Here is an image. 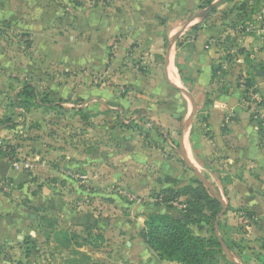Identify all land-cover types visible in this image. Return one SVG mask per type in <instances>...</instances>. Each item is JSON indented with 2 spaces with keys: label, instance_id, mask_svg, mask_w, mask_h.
<instances>
[{
  "label": "rangeland",
  "instance_id": "374dc122",
  "mask_svg": "<svg viewBox=\"0 0 264 264\" xmlns=\"http://www.w3.org/2000/svg\"><path fill=\"white\" fill-rule=\"evenodd\" d=\"M213 2L205 0L199 12ZM231 2L219 12L218 5L205 15L206 25L220 26L222 20H227L224 24L232 29L235 25H246L245 22L252 27H264L263 19L258 21L253 16L260 10L259 4L253 5L251 0ZM112 4L113 0H0V157L26 176L24 182L14 184H10L8 178L0 179V195L15 198L16 202L28 207L23 227L5 225L8 215H0V264H148L149 249L148 254L139 251L143 242L140 229L142 218H147L151 212H144L142 207L146 203L163 205L160 211L165 212L162 214L170 211L168 214L173 219H181L185 214L187 199L175 192L192 184L193 171H186L182 187L169 189L170 192L154 191L147 197L116 181H92L95 167L91 156L95 146H98L95 150H101L110 143L112 136L121 137L119 129L113 134L110 128L113 124L122 123L120 126L148 138L160 137L166 141L162 148L164 153L171 157L178 156L176 150L180 147L176 140L184 125L185 112L170 110L166 112L170 115L165 118L161 117L164 112H158L182 104L181 98H186L184 93H179L178 99L156 97L153 105L144 103L128 114L95 106L91 100L92 96H101L105 104L114 105L105 96L107 88L114 85L116 93L124 96L128 87L120 73L124 78L139 71L141 76L150 75L153 91L164 89L163 74L159 70L164 65L166 38L156 59H150L152 62L147 60L146 65H140L143 55L129 58V61L122 54L114 67L116 79L105 74V61L114 57L113 51L118 50L117 43L122 34L111 37L108 45L104 44L103 39L108 34L101 31L102 18L96 11L112 7ZM245 8V13L228 15ZM198 20L201 21L187 35L172 37L177 40L176 47L188 49L192 45L203 17ZM219 31L203 42V46L211 42L217 54L211 78L215 84L213 90L206 93L205 104H212L211 98L221 90L234 96L231 90L237 92L240 88L234 98L242 118H238L237 111H229L223 115L221 124L224 126L228 121L238 119L249 122L259 135L260 154L264 155V38L261 39L264 31ZM256 34L259 42L256 47L263 54L252 62L250 51L235 38ZM135 45L132 43L127 47L126 53ZM95 60L101 62V66L92 70L90 65ZM124 66L126 69H122ZM137 81L138 85L142 84L140 79ZM27 84L33 90L30 96L24 94ZM93 86L102 95H90L88 91ZM191 88L192 85L188 90ZM193 92L196 93L195 89ZM214 97L218 98L219 94ZM194 120L201 123L200 126L192 125L191 120L189 126L192 125L194 135L205 134L212 139L210 127L215 121L208 123L209 114L202 113ZM219 121L216 122L218 126H213L221 127ZM68 158L77 161L64 163ZM197 170H201L200 167ZM260 175L256 177L264 184V177ZM103 176L104 173L99 174V177ZM205 178L212 183L205 187L211 189L210 195L219 201L215 194H221L215 180L221 178ZM260 186L255 189L251 185L250 188L261 199L264 188ZM220 190L224 193V188ZM32 197L36 198L35 203ZM219 202L214 219L209 218L211 212L208 209H202L201 214L193 216L195 222L189 223L193 234L219 241L220 246L213 247L211 258H205L204 264H251L244 254L252 255L250 259L262 256L256 264H264V221L258 218L262 214L260 205L256 206L257 211H252L246 206L232 205L227 198ZM249 244L252 247L246 250ZM211 247L207 244V248ZM164 258L170 264H182Z\"/></svg>",
  "mask_w": 264,
  "mask_h": 264
},
{
  "label": "crops",
  "instance_id": "0c3cea01",
  "mask_svg": "<svg viewBox=\"0 0 264 264\" xmlns=\"http://www.w3.org/2000/svg\"><path fill=\"white\" fill-rule=\"evenodd\" d=\"M242 1L234 0L236 3ZM251 1L253 5L259 4L258 7L260 8L253 16L258 21L259 19L264 21V0ZM204 2L205 0H113L112 7L108 6L96 11V13H100L102 18L100 20L101 31L108 34L103 39L104 44L108 45L111 37L122 34L117 43L118 50L113 51L115 53L114 57L105 61L107 64L105 74L111 79H116L114 67L117 65L116 61H118L119 55L125 54L128 60L129 58L133 59L143 55L140 57L142 61L139 64L146 65L147 60L154 59L160 53L165 38L168 41V45L164 65L159 70L160 74H163L164 79V89L162 91H153L150 75L146 74L144 77L138 71L134 74H127L123 78L120 73V78L124 80L126 87H128L125 95L121 96L116 93L115 85L113 87L109 86L105 96L115 104L107 105L100 99L101 96L99 98L92 96L91 100L95 102V106H103L110 110H119L121 113L128 114L134 109L141 108L144 103L153 105L152 102L156 100V97L178 99L181 97L179 93H184L186 98H181L183 101L181 100L182 104L180 105H171L165 107V110L161 109L158 111L159 113L164 112L161 114L163 118L170 115L166 114L170 110L177 113L185 112L183 116L184 125L181 128L178 141L176 140V143H179L180 150L175 149L181 161L178 156L171 157L164 153L165 149L162 148L163 143H166V141L160 137L148 138L145 134L142 136L139 132L136 133L130 128L120 126L122 123L118 126L113 124L110 126L113 129V134L119 129L121 137L112 136L113 138H108L111 140L110 143L106 147L101 148V150H95L98 146H95L94 150L92 148V164L95 167V179L92 181H94L93 183H97L99 180L106 182L116 181L130 188L133 192L147 197L154 191L158 192L182 187V177L187 170L193 171L195 174V178L191 180V183L194 180H199L203 186H212V183L206 180L205 177L219 176L221 180H215V186L219 188L221 194L218 195L219 201L227 198L232 205L246 206L252 211H257L255 208L259 204V208H262V214L258 218L264 221V198L256 197L257 193H254L250 188L251 185L255 189L259 185L264 188V184L260 183V180L256 177L259 173H261L260 176L264 177V155L260 154L259 135L249 122L242 119L230 120L224 126L221 124L223 115L229 111H237L238 118H242L238 101L234 98V96L238 95L240 88L236 90L237 92L234 89L231 90L234 96L231 93H223L221 90L216 93L217 95L219 94L218 98L214 97L217 96L216 94L211 98L212 104H205V99H208L206 93L211 92L213 90L212 86L215 84L211 78L212 64L216 61L217 54L214 53L211 42L209 45L203 46V42L218 33L219 29H226L228 33H262L264 27L263 25L252 27L245 22L246 25H235L234 29H232L227 24H224L227 23V20H222L220 26L209 27L206 25L207 22H205L206 16L200 15L202 12H199L200 6L204 5ZM229 3H232L231 0H222L218 4V12L220 11L219 9L226 8ZM239 12L245 13L247 8L240 11L234 10L233 14L228 13V15L231 17ZM202 17L203 24L199 26L198 32L193 37L192 45L188 49L185 46L176 47L177 40H172V37L175 34L176 38H180L184 34L187 35L188 31L196 23H199L198 21H201L198 18ZM256 37L257 34L253 37L235 38L237 41L242 42V47L250 51L249 58L252 62L260 59V55L262 57L263 54V51H259L256 47L257 43H259ZM263 38L261 37V39ZM132 43L136 45L126 53V48ZM239 56L243 57L241 54ZM238 60L242 61L243 58ZM92 63V65L88 64L92 70L101 66V62L98 63L96 60ZM122 69H126V67L124 66ZM147 69L151 70L150 68ZM159 71H156V73ZM183 73H185L184 76ZM137 79H140L141 85H138ZM190 83L192 88L188 90L191 86ZM181 86L185 87L186 90L182 89ZM194 89L196 91L195 94L193 92ZM88 92H90V95H102L95 86ZM202 113L209 114L210 122L208 123L215 121L213 125H217V120H220L219 124L221 127L223 126L224 131L222 130L223 128L217 127L218 125L216 127L212 125L210 127L212 139H208L205 134L195 136L194 131H192V125L196 123L200 126L201 123L194 119ZM188 117H190V121L186 122ZM191 120L192 125L190 127ZM219 147H222V150ZM73 161L77 160H69L68 158L64 163ZM199 167L201 170H197ZM101 173H104L103 177H99ZM25 177L23 173L13 169L3 157H0V179L8 178L11 180L10 184H14L16 181L24 182ZM173 181H175L174 185ZM221 187L224 188L226 195L221 192ZM33 201L35 203L36 198ZM162 207L163 205L146 203L142 210L144 212L150 210L151 214H158L165 212L160 211ZM27 210L28 207L16 202L15 198L0 195V215H8L5 225L10 223V225H15L16 227H23L25 225L24 214ZM167 213H170V211H167ZM254 219L256 220L257 218ZM145 220L146 218H142L140 230L143 229ZM250 246V244L246 246V250H249ZM148 249L150 253L147 252ZM139 251L149 253L148 264H170V262L165 261V258L163 259L164 256L151 249L144 240L141 242ZM244 252L246 253V251ZM243 257H246L251 264L260 262L259 260L262 258L261 256L258 259L257 257L250 259L252 255L249 254L248 256L244 254Z\"/></svg>",
  "mask_w": 264,
  "mask_h": 264
},
{
  "label": "trees",
  "instance_id": "16d2710c",
  "mask_svg": "<svg viewBox=\"0 0 264 264\" xmlns=\"http://www.w3.org/2000/svg\"><path fill=\"white\" fill-rule=\"evenodd\" d=\"M31 90L27 84L24 94L32 95ZM18 105L22 107L21 103ZM8 160L10 161V158ZM192 183L175 192L177 196L187 199L184 216L181 219H173L168 213L150 214L144 221L141 234L144 242L161 256L182 264H204L205 258H211L213 247L220 246L219 241L217 238L206 239L193 234L189 223L195 222L193 216L201 214L202 209H208L211 212L209 218L214 219L220 202L210 195V189L203 186L199 180ZM207 244L212 247L207 248Z\"/></svg>",
  "mask_w": 264,
  "mask_h": 264
},
{
  "label": "water",
  "instance_id": "95a60500",
  "mask_svg": "<svg viewBox=\"0 0 264 264\" xmlns=\"http://www.w3.org/2000/svg\"><path fill=\"white\" fill-rule=\"evenodd\" d=\"M222 0H216L214 1L211 5H209L207 8H205L202 13L200 15L205 16L208 13H210L214 8H216L218 6V4L221 2ZM215 196L218 198L217 194H215ZM219 200V199H218Z\"/></svg>",
  "mask_w": 264,
  "mask_h": 264
},
{
  "label": "built area",
  "instance_id": "2783aa9c",
  "mask_svg": "<svg viewBox=\"0 0 264 264\" xmlns=\"http://www.w3.org/2000/svg\"><path fill=\"white\" fill-rule=\"evenodd\" d=\"M14 166L16 167V169H18V165L15 164ZM3 183H5V182H2L1 184H3Z\"/></svg>",
  "mask_w": 264,
  "mask_h": 264
}]
</instances>
